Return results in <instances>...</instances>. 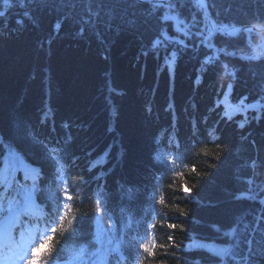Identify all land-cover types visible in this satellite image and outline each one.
I'll return each mask as SVG.
<instances>
[{
	"label": "trees",
	"instance_id": "16d2710c",
	"mask_svg": "<svg viewBox=\"0 0 264 264\" xmlns=\"http://www.w3.org/2000/svg\"><path fill=\"white\" fill-rule=\"evenodd\" d=\"M215 2L208 9L216 24L229 29L250 20L247 26L264 28V20L251 19L264 15V0ZM0 11V132L11 136L20 119L37 141L53 145L72 137L71 162H61L52 191L62 200L68 186L71 215L80 223L74 235L57 234L53 262L82 263L94 254L100 200L119 245L110 264H117L118 253L124 255L119 264H243L244 240L254 228L260 239L264 228V221L256 224L264 207V58L241 57L264 50V33L226 38L210 31L193 3L185 15L161 21L170 40L156 57L143 54L155 27L117 35L101 11L93 29L81 19L87 7L80 0L75 7L72 0H52L49 7L0 0ZM236 107L247 111L229 115ZM20 148L25 164H41L45 179L52 175L39 159V144ZM17 178L23 180L22 171ZM185 180L196 185L190 197L181 191ZM54 219L48 215L45 223ZM153 242L154 256L139 247ZM260 247L254 243L253 251ZM222 249L228 254L217 255ZM253 259L264 264L259 254Z\"/></svg>",
	"mask_w": 264,
	"mask_h": 264
},
{
	"label": "snow or ice",
	"instance_id": "6c2138e0",
	"mask_svg": "<svg viewBox=\"0 0 264 264\" xmlns=\"http://www.w3.org/2000/svg\"><path fill=\"white\" fill-rule=\"evenodd\" d=\"M30 2L38 7H49L52 0H30ZM80 2L87 7V17H82L81 19L84 24L89 25L93 29L96 27L101 11L105 12L107 16L106 26L117 35L126 31H151L155 27V35L149 41V46L143 54L148 55L151 53L156 57L160 55L161 45H166L170 40L165 35V29L169 25H165L161 21L174 20L176 17L173 14L185 15V11L192 7L193 3H195L196 7L203 9L205 15H208L209 7H216L215 0H207V2L205 0H80ZM59 3L66 4L68 0H59ZM75 3L76 0H72L73 7H75ZM161 10H165L163 15H160ZM4 14L3 11H0V17L4 16ZM185 18L187 19L188 17L186 16ZM65 19H69V17H65ZM251 19L264 20V15L252 17ZM248 22L251 21H234L232 33L241 31L252 33L254 28L260 27V24L253 23L252 27L249 28L247 27ZM235 23H241L242 27H235ZM56 27H59V23H57ZM83 31L84 29L81 28L79 34L82 35ZM210 31H227V25H218L213 22ZM249 46H251V41H249ZM164 52L166 56L168 52L166 46L164 47ZM175 55L176 53L173 52V56ZM230 55L234 56L235 53H230ZM262 58H264V50H256V48H253L252 55L241 57L242 60L255 62H260ZM251 107H255V105H251ZM260 118V116L254 117L256 120ZM62 127L67 130L71 125L68 122H64ZM241 139H246V137L242 136ZM71 141L70 133L62 141L57 140L53 145L46 144L42 140L37 141L34 136L26 133L23 122L20 119L15 122L11 136L6 137L3 132H0V241H12L14 239L13 233L19 231L20 240L15 242V259L19 261V264H53V255L59 243L57 234L61 236L74 235L76 232L74 224L78 225L80 223L79 217L71 215L72 204L67 201H72L73 196L69 193L68 186L62 189L63 201L52 191L61 174V168L63 167L61 162H71L67 151ZM22 143H28L32 146L40 145L41 153L39 159L52 168L53 171L50 177L44 178L41 164L33 165L31 161L25 164L27 156L20 148ZM33 155L35 154L33 153ZM216 156L219 158V153H216ZM21 170L23 172V180L17 178V172ZM192 171L196 172V169L193 168ZM180 175L183 176L182 173ZM29 180L32 181L31 185L27 183ZM195 187L196 185L189 186L185 180L181 191L190 197L192 189ZM260 191H264V186H261ZM251 192L252 189L250 187L249 193ZM257 195L259 193L250 195L248 198L255 200ZM159 202L161 204L164 203L163 197H161ZM259 202L264 205V199ZM177 211L182 216L188 215L183 209L178 208ZM104 212L105 208L101 207V201L97 200L95 202V213L97 215L95 243L103 244L106 239L107 243L111 244L112 238L105 232L102 223V214ZM260 213L256 217L257 228H259L260 222L264 221V207H261ZM48 215L57 218V222L55 226L40 232L38 222ZM108 223L109 228H111L113 226L112 221L110 220ZM177 227L178 225L175 223L168 224L169 229L175 230ZM38 232L39 235H37ZM256 232L257 229L254 228L252 233L244 240L247 253L240 257L243 264H258V261L253 259L258 254L264 259V228H259L260 239H255ZM168 240L172 241L173 236L169 235ZM254 243L261 246L258 252L253 251ZM139 247L147 255L154 256L157 245L154 242L151 246L148 243H141ZM160 247L164 246L160 245ZM175 247H179V245H175ZM83 251L84 249L82 248L81 252ZM115 251H119V245ZM226 254H228L227 250L223 249L217 253V255ZM232 259L236 260L237 258L233 256ZM117 264H119V260H117ZM139 264H143V261H140Z\"/></svg>",
	"mask_w": 264,
	"mask_h": 264
},
{
	"label": "water",
	"instance_id": "95a60500",
	"mask_svg": "<svg viewBox=\"0 0 264 264\" xmlns=\"http://www.w3.org/2000/svg\"><path fill=\"white\" fill-rule=\"evenodd\" d=\"M203 10V9H202ZM204 11V10H203ZM206 17L208 18V20L211 22V24H213V22H215L213 20V18L211 17L210 15V12H209V9H208V15H206ZM216 23V22H215ZM249 28H251L250 26H247ZM238 28H241V27H238ZM242 32L244 31H241V32H237V33H232V28H229L227 29V31H224V32H218L220 33L221 35H223L224 37L226 38H229V39H234V38H237ZM252 33H264V28H254Z\"/></svg>",
	"mask_w": 264,
	"mask_h": 264
},
{
	"label": "rangeland",
	"instance_id": "374dc122",
	"mask_svg": "<svg viewBox=\"0 0 264 264\" xmlns=\"http://www.w3.org/2000/svg\"><path fill=\"white\" fill-rule=\"evenodd\" d=\"M247 109L244 107H236V108H231V112L229 115H233L234 113H239V112H246Z\"/></svg>",
	"mask_w": 264,
	"mask_h": 264
}]
</instances>
